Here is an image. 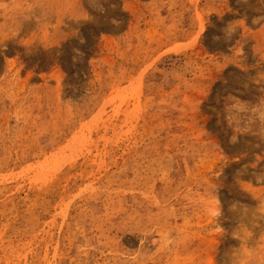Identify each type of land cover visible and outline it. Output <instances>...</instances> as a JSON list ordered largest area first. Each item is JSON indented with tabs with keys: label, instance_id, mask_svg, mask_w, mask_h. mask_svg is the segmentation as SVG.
Instances as JSON below:
<instances>
[{
	"label": "rangeland",
	"instance_id": "1",
	"mask_svg": "<svg viewBox=\"0 0 264 264\" xmlns=\"http://www.w3.org/2000/svg\"><path fill=\"white\" fill-rule=\"evenodd\" d=\"M101 5L8 0L0 12V264H225L239 247L231 205L264 199V143H229L222 117L226 95H260L264 28L252 19L264 5ZM74 147L73 163L36 181ZM217 185L225 235L202 210Z\"/></svg>",
	"mask_w": 264,
	"mask_h": 264
},
{
	"label": "clouds",
	"instance_id": "2",
	"mask_svg": "<svg viewBox=\"0 0 264 264\" xmlns=\"http://www.w3.org/2000/svg\"><path fill=\"white\" fill-rule=\"evenodd\" d=\"M239 2L247 4L248 0H239ZM7 3L8 0H2V3H0V12L4 11L3 5ZM258 3L264 5V0H258ZM89 4L98 11H104L101 0H89ZM84 16L85 19L83 21L92 20V17L86 10H84ZM241 22L245 26L246 18L230 22L227 25L224 30L226 39H230L237 28H241L239 26ZM112 23L114 25L119 24L116 20H113ZM252 24L260 25L259 29L264 28V15L254 17ZM80 42L83 43L84 41L81 40ZM75 51H77V55H80L78 50ZM251 83L258 86L260 93L254 102L241 99L238 95L228 94L224 97L222 112L223 123L232 132L229 143L233 145L239 143L241 137L249 135L256 137L260 142L264 143V73H258L256 77L251 79ZM247 86L245 85V87ZM256 146L259 147V144ZM247 167L249 166L246 165L245 168ZM221 174L222 169L217 174V179ZM254 178L256 184L260 185L259 187L264 186V171L256 173ZM240 182L253 185L251 182ZM218 189L219 186L217 185L214 187V190L207 193L202 201V210L213 221L210 231L225 235V229L220 222L223 216V206L218 195ZM256 201H258V204L254 209H249L239 203H233L229 209L239 216V222L231 233L232 238L239 242V247L233 248L230 252L226 253L225 264H256L258 257L261 256L259 248L252 242L255 237L254 229L260 226V221H264V199Z\"/></svg>",
	"mask_w": 264,
	"mask_h": 264
},
{
	"label": "bare ground",
	"instance_id": "3",
	"mask_svg": "<svg viewBox=\"0 0 264 264\" xmlns=\"http://www.w3.org/2000/svg\"><path fill=\"white\" fill-rule=\"evenodd\" d=\"M185 46L180 45L176 47L175 49L171 50L172 53H179L184 49ZM86 128L90 129V126H87ZM68 149V148H67ZM75 159V147L70 150V155H67V153H63L62 155L52 157L51 161H46L41 164V167L43 170L46 166L49 167V165L54 164V167H50L49 170L46 172V174H40L36 181H39L41 179H44V181H48L50 176L53 173H58L60 170L64 169L67 165L70 163H73Z\"/></svg>",
	"mask_w": 264,
	"mask_h": 264
}]
</instances>
